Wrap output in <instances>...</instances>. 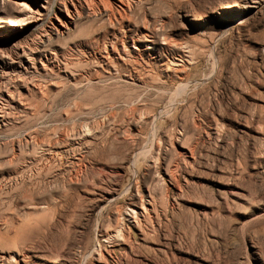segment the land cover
<instances>
[{"label": "rangeland", "instance_id": "rangeland-1", "mask_svg": "<svg viewBox=\"0 0 264 264\" xmlns=\"http://www.w3.org/2000/svg\"><path fill=\"white\" fill-rule=\"evenodd\" d=\"M90 1L0 0V264H264V0Z\"/></svg>", "mask_w": 264, "mask_h": 264}, {"label": "bare ground", "instance_id": "bare-ground-1", "mask_svg": "<svg viewBox=\"0 0 264 264\" xmlns=\"http://www.w3.org/2000/svg\"><path fill=\"white\" fill-rule=\"evenodd\" d=\"M124 1L126 2L127 5H129V1L131 3H134L137 0H135V1H132V0H124ZM82 2L87 7L89 5V3H91L92 1H90V0H88V1L87 0L86 1L85 0H82ZM118 3L120 5H123V3L120 0H118ZM69 4H70V6L66 5L65 3H61L62 8H63V13H64V14L61 15V18L62 19H57L56 18L58 20V23L56 25L53 23L54 25L52 24L50 26V28L52 27V30L55 31V33L61 34L62 32H65L64 30H66L67 26L73 24L74 23V20L79 16V13L80 12L77 10L75 4L72 1H69ZM119 4H116V7L117 8H122ZM126 4L124 5L125 7H127ZM1 115L2 114H0V116Z\"/></svg>", "mask_w": 264, "mask_h": 264}]
</instances>
